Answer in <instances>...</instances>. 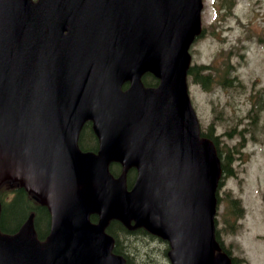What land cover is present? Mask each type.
<instances>
[{
    "label": "water",
    "instance_id": "1",
    "mask_svg": "<svg viewBox=\"0 0 264 264\" xmlns=\"http://www.w3.org/2000/svg\"><path fill=\"white\" fill-rule=\"evenodd\" d=\"M201 9V0H0V184L18 183L50 213L44 240L32 215L0 232V264H125L105 232L112 219L167 241L170 264H231L214 238L220 164L186 82ZM146 73L157 86L143 85ZM86 121L97 152L78 147ZM112 162L136 169L131 189Z\"/></svg>",
    "mask_w": 264,
    "mask_h": 264
},
{
    "label": "rangeland",
    "instance_id": "2",
    "mask_svg": "<svg viewBox=\"0 0 264 264\" xmlns=\"http://www.w3.org/2000/svg\"><path fill=\"white\" fill-rule=\"evenodd\" d=\"M202 2L204 33L190 47L191 65L210 67L215 62L219 69H223L229 61L240 63L238 77L242 81L247 79L248 91L257 78L260 83L255 87L264 88V0ZM241 39L245 48L240 45ZM187 83L200 129L203 132L212 130L220 153L230 158L234 173L233 177L224 181L220 196L222 199L228 194L238 199L239 207H234L229 214L228 205L225 219V202L219 207V238L229 255L243 260V263L237 264H264V145H261L264 143V131L257 124L249 126V122L240 121V115L247 113L248 104H243L242 111H234L235 105L230 108L221 105L228 102L221 92L220 103L216 100L214 93L222 88L219 85L210 83L204 88L194 83L191 77H188ZM240 99L241 96L229 102L236 104ZM243 125L248 126L246 131ZM13 187L14 184H6L2 190ZM5 192V198H8L10 194ZM236 213L239 217H235ZM133 241H137L135 246L142 251L143 258L132 259L134 264H169L163 253V242L156 239Z\"/></svg>",
    "mask_w": 264,
    "mask_h": 264
},
{
    "label": "trees",
    "instance_id": "3",
    "mask_svg": "<svg viewBox=\"0 0 264 264\" xmlns=\"http://www.w3.org/2000/svg\"><path fill=\"white\" fill-rule=\"evenodd\" d=\"M207 66H194L188 70V75L196 83L207 88L214 80L210 78V74H204V70H208ZM142 82L145 86H156L157 79L150 74H145L142 77ZM124 88L127 87V83L124 84ZM201 136L212 138V130L208 129L207 132L201 131ZM214 140V139H213ZM216 144V142L214 141ZM78 147L82 151H96L98 148V141L93 133L91 122L87 121L83 124L79 136ZM109 171L114 176H119L123 173L122 167L118 163H111L109 165ZM136 178L135 168H129L125 171V183L126 187L130 189L134 184ZM3 188H0V229L4 233H13L18 227L26 220L29 214H33V225L38 239L46 237L50 227L49 213L46 207L39 205L36 198L33 195L28 194L23 188L17 184L10 190V196L8 198L2 197L1 193ZM6 193V192H5ZM8 195V194H7ZM235 203V202H233ZM236 207V206H235ZM233 212V211H232ZM236 217V216H235ZM91 221H96L97 216L91 215ZM106 232L114 239L113 252L123 256L126 260V264H134L132 259L137 257L142 258V251L136 248L135 240L154 239L143 228H136L128 230L123 224L116 220H111L106 227ZM215 237L218 239V232H215ZM127 243V244H126ZM165 250L167 246L165 245ZM164 250V253H165ZM147 254V252H146ZM148 256V254H147ZM147 259V257H146ZM138 260V259H137ZM140 261V260H139ZM147 261V260H146ZM243 260L233 257L232 264H237ZM243 263V262H242Z\"/></svg>",
    "mask_w": 264,
    "mask_h": 264
},
{
    "label": "flooded vegetation",
    "instance_id": "4",
    "mask_svg": "<svg viewBox=\"0 0 264 264\" xmlns=\"http://www.w3.org/2000/svg\"><path fill=\"white\" fill-rule=\"evenodd\" d=\"M258 40H259V44H261L262 41L260 39ZM243 41H244L243 39L240 40V45L244 47ZM248 50L249 48H247V51ZM238 66L240 67V63L232 64L229 61L228 63H226L223 69H219L215 62L212 66L209 67L208 72L210 71V78H212L215 81L214 85H219L220 87H222L219 90H217V93H214V97L220 103L219 92H221V94L224 97H226L228 101L227 103H224L221 105H228L229 108L230 106L235 105L234 111H238V110L242 111L243 104H248L247 113L240 115V118H239L240 121L249 122L250 123L249 126L252 124H257L260 127H262V130L264 131V88L255 87L256 84L260 83L259 78H257L253 82L251 90L248 91L247 79L245 81H242L238 77V72H237ZM218 79H221L222 81L220 83H217ZM214 87H212L210 91ZM231 91L234 93H232ZM240 96H241V99L236 104L229 102L233 100L234 98H239ZM215 118H217V116H215ZM247 127L248 126H244L245 131ZM250 133H252V131H250ZM213 139L216 142L215 147L218 152V157L220 160V167L222 170V177L220 179V182L218 183V187L216 190V201L218 203V206L224 205V202H225V208H226L232 202L238 201V199L233 198L231 195H228V194H226L222 199L220 196V189L222 185L224 184V181L229 177H233L234 173L232 170V165L230 163V158L223 156L220 153L218 146H217L216 138L213 137ZM258 143L260 144V142ZM261 145H264V143H262ZM228 155H230V153H228Z\"/></svg>",
    "mask_w": 264,
    "mask_h": 264
},
{
    "label": "bare ground",
    "instance_id": "5",
    "mask_svg": "<svg viewBox=\"0 0 264 264\" xmlns=\"http://www.w3.org/2000/svg\"><path fill=\"white\" fill-rule=\"evenodd\" d=\"M127 244V243H126Z\"/></svg>",
    "mask_w": 264,
    "mask_h": 264
}]
</instances>
